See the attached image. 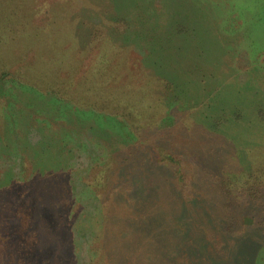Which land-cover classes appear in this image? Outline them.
Returning <instances> with one entry per match:
<instances>
[{
    "label": "rangeland",
    "instance_id": "1",
    "mask_svg": "<svg viewBox=\"0 0 264 264\" xmlns=\"http://www.w3.org/2000/svg\"><path fill=\"white\" fill-rule=\"evenodd\" d=\"M150 1L153 5L147 7ZM134 2L0 0V73L8 63L12 72L16 71L24 81L31 80L30 84L38 85L45 93L51 89L50 81L60 78L61 71L76 86L83 85L78 79L85 76L86 88L91 93L81 89L86 95L82 99L96 101L93 103L99 106L98 112L107 121L104 128H108L100 129L97 135L109 137L110 128L122 126L121 132L114 131V134L122 133L123 149L110 148L105 150L106 154L101 149L97 151L100 159L83 169L92 171L93 175L89 176L84 172L95 188L102 172L110 175L108 180L104 179L107 187L112 186V174L117 184L126 186L119 168L114 169L109 153L122 155L127 160L126 148L131 144L135 161L133 157L125 161V168L134 169V163L138 165L139 170L133 171L134 187H131L136 193L140 188L138 176L145 174L140 170L149 165L147 161H153L148 172L151 174L162 175L158 170L172 169L162 164L163 159L174 153L173 147L177 144L182 169H199L209 180H214L222 169L237 170L243 168L249 157L258 159L264 155V0ZM259 106L263 110L255 113ZM78 107L87 109V106ZM176 119L178 125L174 126L177 127L169 126L168 122L174 124ZM154 124H160L155 134ZM143 126H147L152 136L142 134ZM49 136L37 126L29 127L22 134L31 145L43 150ZM97 141L109 147L110 141ZM3 147L0 140V171L6 170L2 166L8 162V153ZM73 156L80 157L84 165L85 161H92L85 151L74 152ZM143 159L146 160L142 162ZM257 159L251 158L249 164ZM83 164L74 168L77 181L81 173L86 174L82 172ZM190 177L191 174L186 178L189 182L185 196L190 202L204 188H210L211 192L215 189L208 183L192 185ZM159 180L155 177L158 200L159 191L166 185ZM149 184H154V180ZM8 198L5 191L0 196L2 212V206L10 205ZM53 206L46 228H42L43 220L39 217L28 223L19 217L34 229L24 236H45V231L49 236L52 232L53 236L59 230L61 214L57 203ZM14 207L11 213L5 212L6 215L9 212L6 217L0 213V226H3L0 232L5 236L15 234L18 238L20 227L10 224ZM84 233H75L79 240L76 248L66 246V264H80L84 257H89V236ZM181 237L187 241L186 233ZM216 237L209 235L207 240L212 242ZM169 240L165 234L164 243L171 251L165 259H157L161 260L159 264L199 263L200 257L188 253L186 260L171 249ZM0 242V264H56L51 243L50 249L40 252L24 244L9 247L4 237ZM194 257L196 262H186Z\"/></svg>",
    "mask_w": 264,
    "mask_h": 264
},
{
    "label": "trees",
    "instance_id": "2",
    "mask_svg": "<svg viewBox=\"0 0 264 264\" xmlns=\"http://www.w3.org/2000/svg\"><path fill=\"white\" fill-rule=\"evenodd\" d=\"M152 2L146 6L152 7ZM15 73L8 63L6 70L0 73V140L8 153V162L2 166L6 170L0 171V196L5 191L10 200V205L1 207L4 213L1 210L0 213L6 217L9 212L7 215L5 212L11 213L15 204L10 224L20 227V236H5L0 232V241L4 237L9 247L24 244L40 252L50 249L51 243L56 264H66V246L76 248L79 240L75 233L85 232L89 236V257H84L80 264H159L161 260L157 259H165L171 251L164 243L166 234V238L171 239V249L186 260L188 253L200 257L198 264H264V155L258 159L249 157L243 168L222 169L214 180H209L199 169H182L177 154L180 145L177 144L173 147L174 153L163 159L162 165H168L171 170H158L162 175L148 173L152 160L141 168L140 172L145 174L138 176L140 188L136 193L132 190V182L133 171L139 170L138 165L134 163V169L125 168L126 162L133 157L131 144L126 148L127 160L122 155L109 153L114 169L119 168L118 173L126 186L117 184L112 174V186L107 187L104 179L108 180L110 175L102 172L98 176L101 180L98 188H95L84 172L89 176L93 175L92 171L83 169L100 159L97 151L102 149L106 154L110 148L123 149L122 133L114 134V131L121 132L122 126L115 130L110 128L109 137L97 135L100 129L108 128H104L107 121L98 112L99 106L93 103L96 101L82 99L86 95L81 89L91 93L90 88H86L85 76L78 79L83 85L76 86L64 78L61 71L60 78L50 81L51 89L45 93L38 85L30 84L31 80L25 82ZM78 105L87 106V109ZM260 110L262 106L255 113ZM168 124L177 127L178 121ZM154 125L153 134L160 127V124ZM31 126L42 127L51 135L46 137V150L31 145L22 137ZM142 129L145 137L152 136L147 126ZM101 139L110 141L109 147L97 141ZM80 151L88 153L92 161H85L84 165L80 157L75 159L73 153ZM241 154L245 156V152ZM251 158L257 159L252 165L249 164ZM79 163L83 164L82 172L86 174L81 173L77 181L74 168ZM190 174L192 185L208 183L215 187L213 192L204 188V192L190 202L185 198L189 182L186 178ZM155 177L160 179L158 182H166L159 191V200L155 196ZM152 180L154 184L151 185ZM56 203L61 214L60 232L56 230L49 236L45 231L47 238L39 234L24 236L28 230H34L27 224L34 217L42 219V228H46ZM19 217H24L27 223H22ZM183 233L187 234V241L182 239ZM209 235L217 237L208 242ZM191 259L186 262H196V257Z\"/></svg>",
    "mask_w": 264,
    "mask_h": 264
}]
</instances>
